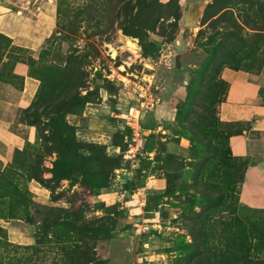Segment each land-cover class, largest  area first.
I'll use <instances>...</instances> for the list:
<instances>
[{"label":"rangeland","instance_id":"obj_1","mask_svg":"<svg viewBox=\"0 0 264 264\" xmlns=\"http://www.w3.org/2000/svg\"><path fill=\"white\" fill-rule=\"evenodd\" d=\"M40 1L56 13L40 47L0 34L2 84H39L34 108L0 104L25 139L2 168L0 264L243 256L264 235V210L239 201L250 161L229 142L242 126L218 119L220 72L264 66V0ZM51 103L59 120L44 116Z\"/></svg>","mask_w":264,"mask_h":264},{"label":"crops","instance_id":"obj_2","mask_svg":"<svg viewBox=\"0 0 264 264\" xmlns=\"http://www.w3.org/2000/svg\"><path fill=\"white\" fill-rule=\"evenodd\" d=\"M21 7L13 11L7 3L0 1V34L11 44L28 50L40 47L51 36L55 27L56 13L53 3L40 0H18ZM37 5L32 17L24 12L29 5ZM221 80L229 87L225 99L218 106V119L224 124L242 126L229 138L235 156L247 158L250 162L243 172L240 184L239 201L246 207L264 210V66L258 71L225 67L220 72ZM38 81L25 76L20 91L0 83V93L6 91L9 100L0 97L4 108L23 109L34 100ZM11 117L7 112L0 113V171L8 163L10 147L18 150L24 146L23 136L11 129ZM29 190L38 201L45 193L34 183ZM7 223L0 219V230Z\"/></svg>","mask_w":264,"mask_h":264},{"label":"trees","instance_id":"obj_3","mask_svg":"<svg viewBox=\"0 0 264 264\" xmlns=\"http://www.w3.org/2000/svg\"><path fill=\"white\" fill-rule=\"evenodd\" d=\"M28 61L32 62V59L28 58ZM22 80L20 82L19 91L22 89V86H23ZM70 81H69V83H70ZM0 83L2 84V81H0ZM3 84L4 85H8V84H5V83H3ZM12 85L13 84L11 82H9V85L8 86L11 87V88H13L14 86H12ZM38 89H39V86H38ZM38 89H37V92H36V95H35V98H34L33 102L26 108V110H29V109H32V108L35 107V105H36L35 100H36V96H37V93H38ZM16 90H17V88H16ZM58 100H60L61 102H64L65 103V101L61 100L60 98H58ZM52 104L53 103H51L49 105H52ZM52 106H55V105H52ZM56 107L57 106H55L54 109H51V111H48L47 110L44 116L45 117L47 116V118H49V116L54 115L55 118L57 120H59L62 110L61 109H57ZM43 112H44V110H43ZM62 126L64 127V125H62ZM10 149H16V148L10 147ZM16 150H18V149H16ZM8 155H9V153H8ZM4 172L5 171H2V169H1V171H0V179L3 176ZM35 180L36 181H39L40 183L43 182L42 179H40V178L39 179L35 178ZM1 231L2 230H0V232ZM257 241H258V243L254 244V245L253 244H249V246L247 245L246 248L244 249V254L241 257L238 255V253H237V251H235V249H232L231 247H229L228 250L225 252V256H224L225 264H264V258L261 259V258L255 256V255H253V253L254 254H258V251L264 249V247H261V244H263V242H264V235H262V237H258V240ZM191 247H194V246L192 245ZM226 253H227V255H226ZM200 255H201V253H200ZM200 255H199V258L196 259V260H191V257H189V256L188 257H185L184 260H183L184 261V264H221L220 262H217V258L216 257L213 260L210 261L208 259H204L203 257L200 258Z\"/></svg>","mask_w":264,"mask_h":264},{"label":"built area","instance_id":"obj_4","mask_svg":"<svg viewBox=\"0 0 264 264\" xmlns=\"http://www.w3.org/2000/svg\"><path fill=\"white\" fill-rule=\"evenodd\" d=\"M131 110H132V109H131ZM133 111H134V110H132V112H133ZM135 112H136V111H135ZM128 119L130 120V118H128ZM135 122H136V121H135ZM131 128H133V129H134V127H132V126H131Z\"/></svg>","mask_w":264,"mask_h":264}]
</instances>
